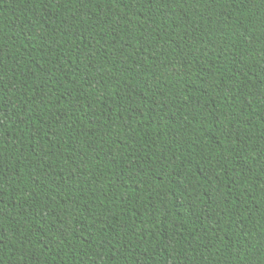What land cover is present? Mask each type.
Returning <instances> with one entry per match:
<instances>
[{"label": "trees", "instance_id": "1", "mask_svg": "<svg viewBox=\"0 0 264 264\" xmlns=\"http://www.w3.org/2000/svg\"><path fill=\"white\" fill-rule=\"evenodd\" d=\"M0 264H264V0H0Z\"/></svg>", "mask_w": 264, "mask_h": 264}]
</instances>
